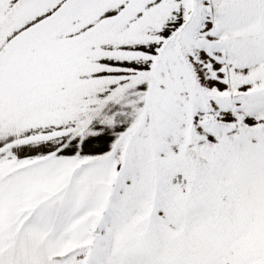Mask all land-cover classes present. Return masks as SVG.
Listing matches in <instances>:
<instances>
[{
	"label": "snow or ice",
	"instance_id": "obj_1",
	"mask_svg": "<svg viewBox=\"0 0 264 264\" xmlns=\"http://www.w3.org/2000/svg\"><path fill=\"white\" fill-rule=\"evenodd\" d=\"M0 264H264V0H0Z\"/></svg>",
	"mask_w": 264,
	"mask_h": 264
}]
</instances>
